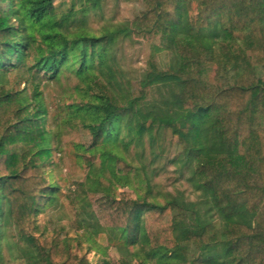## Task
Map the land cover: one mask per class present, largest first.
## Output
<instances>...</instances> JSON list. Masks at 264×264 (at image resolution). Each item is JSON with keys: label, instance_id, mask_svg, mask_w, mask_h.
<instances>
[{"label": "trees", "instance_id": "1", "mask_svg": "<svg viewBox=\"0 0 264 264\" xmlns=\"http://www.w3.org/2000/svg\"><path fill=\"white\" fill-rule=\"evenodd\" d=\"M70 2L61 13L56 0H0V264H264V0H143L119 32L163 45H153L131 87L109 63L119 32L72 31L79 2ZM165 49L173 60L161 67L156 55ZM69 68L80 100L64 104L62 121L78 120L90 134L89 171L107 146L128 149L170 130L204 212L177 196L158 202L93 189L90 222L67 196L71 227L86 239L77 238L75 252L69 230L42 227L56 189L46 176L44 88ZM102 222L119 259L96 245ZM95 248L102 255L93 260Z\"/></svg>", "mask_w": 264, "mask_h": 264}, {"label": "rangeland", "instance_id": "2", "mask_svg": "<svg viewBox=\"0 0 264 264\" xmlns=\"http://www.w3.org/2000/svg\"><path fill=\"white\" fill-rule=\"evenodd\" d=\"M56 3L61 13L68 11L71 6L70 0H56ZM143 8V0H102L96 7L79 2L76 5L71 30L76 31L85 26L87 30L97 35L115 33L114 31L118 33L127 27ZM154 44L163 45V40L151 42L146 38H138L124 32L116 34L115 41L109 49L111 53L109 63L123 87L135 86L143 77ZM156 59L161 67H165L173 60V55L170 50L165 49L156 55ZM78 83L72 68H69L58 80L49 82L44 88L43 98L48 109L46 128L51 135L49 147L52 151V164L46 169V176L56 189L46 201L47 211L40 218L42 227L46 228L50 235L60 227L69 230L72 237L71 248L75 252L77 238L83 240L85 237L83 232L77 233L71 227L73 215L67 196L74 199L77 208L82 212V218L90 222L97 207L88 196V192L93 189L114 196L127 192L132 197L141 195L158 202H164L168 196H177L189 202L201 203L198 207L204 212L207 209L203 202L204 197L189 181L188 167H183L179 162L177 139L172 136L170 130L155 131L154 140L146 136L141 143H131L128 149L107 146L105 148L107 150L96 152L92 169L89 171L83 157L91 154L90 134L77 124L78 120L62 121L65 116L62 112L64 104L71 103L74 98L80 100L73 93ZM157 96L158 91L154 90L152 98ZM94 182L99 186H95ZM211 216L219 220L215 211L211 212ZM102 226L95 236L96 245L104 247L107 257L119 259L122 252L110 241L104 222ZM9 236L11 233L7 235L8 239ZM12 240L17 247L18 239ZM141 246L130 245L129 250L133 252ZM101 255V251L95 248L89 257L96 260Z\"/></svg>", "mask_w": 264, "mask_h": 264}]
</instances>
